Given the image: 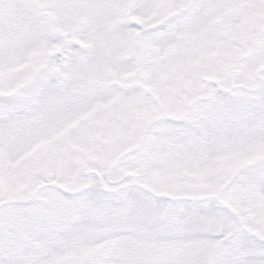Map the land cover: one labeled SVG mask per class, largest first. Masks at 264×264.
<instances>
[{
    "label": "snow or ice",
    "instance_id": "obj_1",
    "mask_svg": "<svg viewBox=\"0 0 264 264\" xmlns=\"http://www.w3.org/2000/svg\"><path fill=\"white\" fill-rule=\"evenodd\" d=\"M0 264H264V0H0Z\"/></svg>",
    "mask_w": 264,
    "mask_h": 264
}]
</instances>
